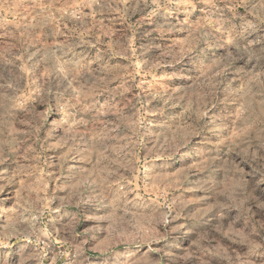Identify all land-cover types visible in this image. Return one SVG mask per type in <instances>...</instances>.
<instances>
[{"label":"rangeland","instance_id":"rangeland-1","mask_svg":"<svg viewBox=\"0 0 264 264\" xmlns=\"http://www.w3.org/2000/svg\"><path fill=\"white\" fill-rule=\"evenodd\" d=\"M0 264H264V0H0Z\"/></svg>","mask_w":264,"mask_h":264}]
</instances>
